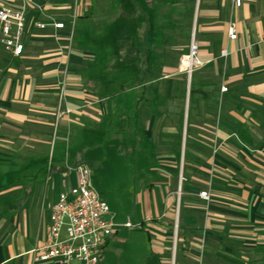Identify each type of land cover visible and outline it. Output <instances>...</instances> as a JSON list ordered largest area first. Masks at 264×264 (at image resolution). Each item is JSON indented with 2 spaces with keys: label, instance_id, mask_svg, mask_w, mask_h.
Masks as SVG:
<instances>
[{
  "label": "crops",
  "instance_id": "crops-1",
  "mask_svg": "<svg viewBox=\"0 0 264 264\" xmlns=\"http://www.w3.org/2000/svg\"><path fill=\"white\" fill-rule=\"evenodd\" d=\"M33 1L23 55L0 45V264H63L33 251L84 164L116 224L99 264H264V0Z\"/></svg>",
  "mask_w": 264,
  "mask_h": 264
},
{
  "label": "built area",
  "instance_id": "built-area-1",
  "mask_svg": "<svg viewBox=\"0 0 264 264\" xmlns=\"http://www.w3.org/2000/svg\"><path fill=\"white\" fill-rule=\"evenodd\" d=\"M241 6L242 0H235ZM33 0H0V45L14 56L21 57L25 49L24 32L27 12ZM49 22L37 21L35 27L40 30L52 29L54 38L59 41L61 31L66 29L62 21L49 17ZM228 37H238L236 24L228 25ZM67 47H71L72 36H67ZM229 55L228 49L222 50V56ZM203 65L199 59V42L193 34L189 51L181 59V69L191 77ZM64 95L65 82H60ZM223 91H227L223 87ZM72 109L64 106L63 98L57 109V118L70 115ZM77 183L70 191L60 194L50 215L47 235L44 241L33 251L35 261L59 260L63 264L77 261L81 264H99L101 257L114 234V223L108 203L95 188L93 175L88 165L77 169ZM200 196L209 199V192L202 191ZM127 227H135L131 222Z\"/></svg>",
  "mask_w": 264,
  "mask_h": 264
},
{
  "label": "rangeland",
  "instance_id": "rangeland-1",
  "mask_svg": "<svg viewBox=\"0 0 264 264\" xmlns=\"http://www.w3.org/2000/svg\"><path fill=\"white\" fill-rule=\"evenodd\" d=\"M53 148H54V146L52 147V150H53ZM84 165H87V164H84ZM90 167V166H89ZM91 169V168H90ZM91 171H92V169H91ZM93 172V171H92ZM92 175H93V178L95 177V183H96V186H97V188H98V190L100 191V187L98 186L101 182V178H100V175H97V176H94V174L92 173ZM102 195V194H101ZM103 196V195H102ZM104 198V197H103ZM109 217H113L112 216V213H110V215H109ZM114 221V220H113ZM128 222H131V221H128ZM134 222V221H133ZM132 223V222H131ZM132 224H134V223H132Z\"/></svg>",
  "mask_w": 264,
  "mask_h": 264
}]
</instances>
